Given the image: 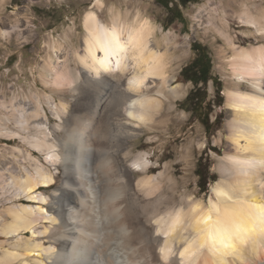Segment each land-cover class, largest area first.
<instances>
[{"label":"bare ground","instance_id":"obj_1","mask_svg":"<svg viewBox=\"0 0 264 264\" xmlns=\"http://www.w3.org/2000/svg\"><path fill=\"white\" fill-rule=\"evenodd\" d=\"M104 5L96 0L85 15L81 50L74 49L80 68L65 64L54 79L62 90L81 86L80 103L70 111L68 101L54 100L58 120L51 125L44 106L45 123H33L40 108L11 102L7 122L33 130L28 143L57 173L32 151L13 149L28 169L0 171L9 202L0 211V264H264V43L236 45L212 20L233 51L227 144L212 192L179 194L183 180L152 172L134 141L166 124L165 110L174 105L166 108L165 99L180 97V86L170 87L174 78L151 20L119 10L104 20L94 9ZM210 9L213 19L226 12ZM245 14V23L264 33V8L257 17Z\"/></svg>","mask_w":264,"mask_h":264},{"label":"rangeland","instance_id":"obj_2","mask_svg":"<svg viewBox=\"0 0 264 264\" xmlns=\"http://www.w3.org/2000/svg\"><path fill=\"white\" fill-rule=\"evenodd\" d=\"M95 1L0 0L1 172L18 171L20 166L28 169L27 160L21 159L20 155L18 158V153L13 150L19 147L23 149L24 155L32 151L34 157L49 165L53 173H57L56 164L48 163L47 156L28 143L30 137L34 135L33 130L24 131L15 122H7V118L13 108L11 102L14 101L15 107H24L29 111L41 109L39 117L31 116L33 123L45 119L42 109L44 106L52 125L58 120L52 113L54 100L68 101L69 110L80 103L82 100L80 91L83 90L81 86L79 90H73L72 87L62 90L54 79L59 72L64 71L65 64L80 68L74 56V49L81 50L85 32L84 18ZM103 1L105 3L103 7L95 6L94 9L104 20H110L113 10H119L124 15L128 13L130 18L140 13L151 20L156 29L155 40L166 52L169 73L174 78L170 87L179 85L182 92V95L172 99L173 101L170 98L165 99L166 108L169 107V101L174 105L171 110H165L166 124L152 130L145 129L134 141L135 152L141 151L149 157V165L154 167L152 172L155 174L168 171L169 174L183 180L179 182V194L197 190L200 194L211 193V188L219 179L220 155L227 144L226 91L227 88L236 86V79L229 65V57L233 51L226 36L213 26L212 20L218 28L230 32L236 45L248 47L253 44L260 45L264 43V33L259 34L255 27L245 23L244 18L245 13L256 16L258 9L264 8V0H176L186 20L182 22L174 19L169 25L167 20H172L173 14H169L157 0ZM245 2L251 7L249 12H246ZM212 7H221L222 13L226 8V12L222 15L215 12L216 18L213 19L210 15ZM262 26L264 27V23ZM4 29H12L11 35H3ZM67 35H70V41H65ZM194 42L207 46L212 58V75L220 83H215L211 79L206 85L200 84L207 91L208 100L212 103V106H209L212 109L210 113L212 128L209 131L202 123L200 113L193 114L189 110L190 104L184 103L195 87L192 81L185 80L181 75L182 69L197 56L193 49ZM218 85L222 87L220 93ZM241 85L244 88L247 83L243 82ZM220 98L224 99L222 105H218ZM7 126L10 132H6ZM132 167L136 170L137 166ZM198 168L208 178L206 189L201 187L205 178H200ZM7 205L9 206L8 200L0 192V211H5ZM83 218L88 223L92 221V214L87 213ZM87 223L84 225H89Z\"/></svg>","mask_w":264,"mask_h":264},{"label":"trees","instance_id":"obj_3","mask_svg":"<svg viewBox=\"0 0 264 264\" xmlns=\"http://www.w3.org/2000/svg\"><path fill=\"white\" fill-rule=\"evenodd\" d=\"M161 3L168 11L169 14H173L172 20H167V24H171L174 19H179L182 22H185V17L183 12L181 11L179 4L176 0H157ZM173 3V5H171ZM193 49L197 52V56L195 59L184 67L181 71L182 77L187 81H192L195 85L193 90L186 97L184 103H189V110L193 112V114L198 115L200 113V117L202 116V123L204 124L207 131L212 128V123L210 122V113L212 111L209 106H212L210 100H208L207 91L201 87V83L207 84L209 80H213L215 83H219V80L216 79L212 75V58L210 56L209 50L206 45L202 43L194 42ZM218 92L220 93L222 87L218 85ZM224 103V99L220 98L218 105H222ZM204 112V113H203ZM202 113V115H201ZM198 175L200 178H205L204 183L201 185L204 189L207 188L208 178H206L205 173L198 168ZM207 179V180H206Z\"/></svg>","mask_w":264,"mask_h":264},{"label":"snow or ice","instance_id":"obj_4","mask_svg":"<svg viewBox=\"0 0 264 264\" xmlns=\"http://www.w3.org/2000/svg\"><path fill=\"white\" fill-rule=\"evenodd\" d=\"M99 63H101V64H104L105 63V61H100ZM137 83H139L140 85H143V80H140V81H136V80H133L132 82H131V84H133V85H135V84H137ZM197 207H199L198 205H197ZM203 220H204V223H208L209 222V217H207V216H205L204 218H203ZM165 258H167V250H165Z\"/></svg>","mask_w":264,"mask_h":264}]
</instances>
